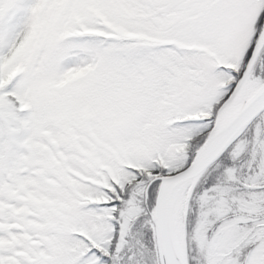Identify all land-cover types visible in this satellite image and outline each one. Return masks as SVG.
I'll return each mask as SVG.
<instances>
[{
  "label": "snow or ice",
  "instance_id": "1",
  "mask_svg": "<svg viewBox=\"0 0 264 264\" xmlns=\"http://www.w3.org/2000/svg\"><path fill=\"white\" fill-rule=\"evenodd\" d=\"M0 264H264V0H0Z\"/></svg>",
  "mask_w": 264,
  "mask_h": 264
}]
</instances>
